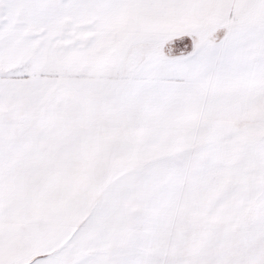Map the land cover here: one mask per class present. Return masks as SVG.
Returning a JSON list of instances; mask_svg holds the SVG:
<instances>
[{
	"label": "snow or ice",
	"instance_id": "1",
	"mask_svg": "<svg viewBox=\"0 0 264 264\" xmlns=\"http://www.w3.org/2000/svg\"><path fill=\"white\" fill-rule=\"evenodd\" d=\"M0 264H264V0H0Z\"/></svg>",
	"mask_w": 264,
	"mask_h": 264
}]
</instances>
